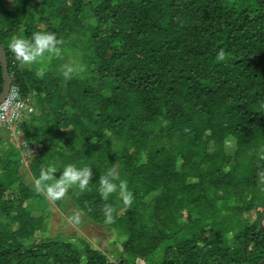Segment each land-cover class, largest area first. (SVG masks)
Instances as JSON below:
<instances>
[{
  "label": "trees",
  "instance_id": "1",
  "mask_svg": "<svg viewBox=\"0 0 264 264\" xmlns=\"http://www.w3.org/2000/svg\"><path fill=\"white\" fill-rule=\"evenodd\" d=\"M37 31L55 32L64 47L86 40L73 50L82 75H59L69 54L44 78L21 67L10 40ZM0 44L13 84L35 103L17 125L18 142L36 148L33 181L50 164L57 179L68 164L93 170L90 190L51 202L23 182L21 145L0 135V264L264 260V0H0ZM3 86L0 64V94ZM113 166L131 207L99 194ZM52 205L116 233L122 251L111 259L83 237H49Z\"/></svg>",
  "mask_w": 264,
  "mask_h": 264
},
{
  "label": "clouds",
  "instance_id": "2",
  "mask_svg": "<svg viewBox=\"0 0 264 264\" xmlns=\"http://www.w3.org/2000/svg\"><path fill=\"white\" fill-rule=\"evenodd\" d=\"M65 43V40L58 38L55 32L37 31L32 33L28 39L13 36L8 49L21 67L30 68L33 65H38L36 75L44 78L54 60L64 59L66 53ZM216 60L218 62L227 60V54L224 49L219 50ZM57 71L66 82L80 76L84 68L69 61L58 65ZM16 97L17 92L15 89L9 88L8 96L0 103V119H4L7 116V110L13 105ZM92 142L96 143V140L93 138ZM260 159L264 160V149L261 150ZM57 172L58 169L54 164H50L46 169L41 168L39 177L33 181L34 191L39 195L45 196L49 201L55 202L64 199L69 189L73 187H78L81 193L90 190L89 184L93 179L91 167L78 168L75 164H68L63 168L59 179L55 176ZM258 184L264 185V170L258 172ZM98 191L104 201H108L112 194L118 193L125 207H131L133 204L134 196L128 189V181L121 179L115 166L99 177ZM102 211L105 216V223H114V207L105 203ZM67 220L69 224L79 226L82 223V213L77 211L72 216H69ZM80 261L81 264H87V256H81Z\"/></svg>",
  "mask_w": 264,
  "mask_h": 264
},
{
  "label": "rangeland",
  "instance_id": "3",
  "mask_svg": "<svg viewBox=\"0 0 264 264\" xmlns=\"http://www.w3.org/2000/svg\"><path fill=\"white\" fill-rule=\"evenodd\" d=\"M5 3L8 6L12 5V0H5ZM88 10V9H87ZM90 24H95L94 20H90ZM70 41L68 45L65 46L66 48V54H69L71 58L69 60L63 61V63L66 62H73L75 64H78L81 66V59L78 58L81 54H79L81 51H73L74 48L82 49L85 50L87 46V41L86 40H67ZM59 61V60H57ZM37 68L39 67L38 65H35ZM82 75V74H81ZM0 135H3L4 138L9 141L21 145L20 146V153L22 155V160H23V166L21 167V173L23 174L22 180L25 184L33 186V177L31 173H29V168L32 160V156L34 152L36 151V148L29 145H25V143H19L18 138H17V132L15 129L10 131L9 136L8 135V130L0 126ZM230 144V143H229ZM231 145V144H230ZM8 147V145H6ZM52 213L50 219H49V226H48V231L49 237H60V236H65L62 239L68 240L70 237L76 238V237H83L85 240H87L93 247L99 248L107 253L110 251L114 252H121V245L119 243V239L114 232H108L106 230H103L99 227L94 226L93 224H86L82 223L79 226H73L68 223L67 218L69 216H72L68 213L61 212L58 208H56L54 205H52L50 208L47 209L46 213ZM186 217V214L184 215ZM37 236H40V233H38ZM113 243V244H112ZM160 248H164L161 246ZM154 253V252H153ZM152 253V254H153ZM110 254V253H109ZM151 254V255H152ZM111 259H116V256L110 254L109 255ZM159 258H153L151 257L149 259V264H153L154 260H158ZM143 260H139L138 263L142 264ZM260 264V263H259Z\"/></svg>",
  "mask_w": 264,
  "mask_h": 264
},
{
  "label": "built area",
  "instance_id": "4",
  "mask_svg": "<svg viewBox=\"0 0 264 264\" xmlns=\"http://www.w3.org/2000/svg\"><path fill=\"white\" fill-rule=\"evenodd\" d=\"M11 88L15 89L17 97L13 105L8 108L7 116L4 119H0V126L5 127L9 132L15 129L18 134L17 125L30 115L35 114L36 109L32 97H24L19 86L12 84ZM112 262L113 264H120L118 261L112 260Z\"/></svg>",
  "mask_w": 264,
  "mask_h": 264
},
{
  "label": "water",
  "instance_id": "5",
  "mask_svg": "<svg viewBox=\"0 0 264 264\" xmlns=\"http://www.w3.org/2000/svg\"><path fill=\"white\" fill-rule=\"evenodd\" d=\"M0 64L3 69V77H4V86L0 94V103H2L9 92V88H11L12 78L9 73L7 55H6L5 49L3 48L1 44H0ZM262 226L264 227V218L262 219ZM263 263H264V260L260 264H263Z\"/></svg>",
  "mask_w": 264,
  "mask_h": 264
},
{
  "label": "crops",
  "instance_id": "6",
  "mask_svg": "<svg viewBox=\"0 0 264 264\" xmlns=\"http://www.w3.org/2000/svg\"><path fill=\"white\" fill-rule=\"evenodd\" d=\"M142 264H145V263L142 261Z\"/></svg>",
  "mask_w": 264,
  "mask_h": 264
}]
</instances>
